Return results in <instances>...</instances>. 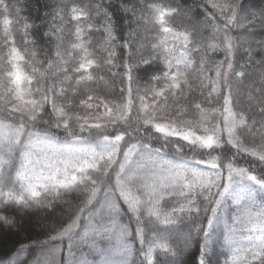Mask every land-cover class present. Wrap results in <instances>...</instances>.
I'll list each match as a JSON object with an SVG mask.
<instances>
[{"label":"snow or ice","instance_id":"6c2138e0","mask_svg":"<svg viewBox=\"0 0 264 264\" xmlns=\"http://www.w3.org/2000/svg\"><path fill=\"white\" fill-rule=\"evenodd\" d=\"M111 7L112 0H101L94 11L107 21L102 28L110 46L102 67L112 90L89 94L76 106V89L72 96L68 89L74 79L77 85L93 79L82 74L93 60L86 54L77 67L57 51L55 59L31 60L26 74L19 66L25 57L9 39L14 6L0 0L4 46L12 45L6 60L0 57V233L24 231L29 210L54 220L47 239L20 243L0 264H41L39 256L28 258L34 246L47 252L44 264H221L216 230L230 214L225 241L242 218L249 233L231 264H264V0H205L195 7H211V19L199 20L188 8L182 31L164 26L180 5L165 11L118 0L122 25L108 13ZM71 12L77 22L90 16L76 7ZM141 22L152 26L144 27L143 41ZM209 24L212 42L205 44L196 37ZM118 26L127 28L122 60L113 35ZM189 76L199 81L198 94ZM245 81L246 99L235 86ZM41 122L45 127L36 128ZM65 239L68 256L61 262L55 242Z\"/></svg>","mask_w":264,"mask_h":264},{"label":"trees","instance_id":"16d2710c","mask_svg":"<svg viewBox=\"0 0 264 264\" xmlns=\"http://www.w3.org/2000/svg\"><path fill=\"white\" fill-rule=\"evenodd\" d=\"M8 3L14 6V10L9 15V19L12 23L9 25V30L11 32L10 40L15 41V46L20 50L21 55L25 57L24 60L19 62L21 69L27 74L32 71L31 60H35L37 63L44 61L47 56L55 59L57 56V51H59L65 59L70 60L72 64L78 67L81 59L87 54L88 59L93 60V65L88 69L87 72L82 74L87 77L91 75L93 79L91 81L84 80L79 85L76 84V80H72V88L68 89L69 96L74 95L73 88L76 89L75 93V105H79V100L85 98L89 94H99V95H108L112 90V78L111 74L108 73L103 67V59L108 55L109 42L107 40L106 34L103 31L102 26L107 23L103 14H97L94 9L97 4L101 3V0H7ZM109 0H103V3L107 5ZM137 6L144 4H158L163 7V10L167 11L168 6L175 7L180 5L182 11L178 14H173L165 17V27L171 26L176 30L182 31L185 26L189 24V19L192 13L186 14V9L192 8L193 11H198L200 15L197 17L199 20H203L205 15L209 16L211 19L210 13L213 12L211 7H208L207 12L203 8H196V5H201L205 3V0H134ZM219 2H227V0H219ZM254 0H250V4ZM76 7L82 9L84 12L90 11V16H81L80 21L72 19L71 9ZM118 0H112V7L108 8L107 11L112 18L122 25L121 20L122 13L118 10ZM131 18V14H129ZM3 15H0V57L7 58V52L12 46L11 44L8 47L4 46V27L2 24ZM140 29L139 35L143 41L146 33L144 32V27L151 28V25H143ZM221 22V26H222ZM240 23H244L243 20ZM28 25L29 27H25ZM136 27V25H133ZM77 28L80 29L79 37H77ZM247 29H237V31H246ZM127 31V28L117 27V30L113 33L118 39L114 42L116 46V52L120 58L123 59V49L119 47L123 33ZM159 31V25L156 26L155 30L147 33L148 38L151 39L156 32ZM259 33V29H255ZM49 33L45 37V33ZM27 33V35H25ZM213 29L211 24L203 26L202 30L199 31L196 39L201 40L203 43H211ZM259 35L256 36V39H259ZM31 41H35L33 44ZM27 42V43H26ZM173 42L169 39V46L171 47ZM59 45V49L58 46ZM73 45H80L78 48H74ZM243 51V50H242ZM72 53V56L69 57L67 54ZM177 55L179 50H177ZM211 55V53H210ZM223 58V53H216L214 59L219 60ZM256 60L259 57L255 58ZM255 63V61H254ZM100 65V66H98ZM3 64L0 62V68ZM211 67V64H209ZM118 71V70H117ZM211 76H214V70L208 73ZM100 77L104 79L101 80ZM79 77L77 76V79ZM64 79V77H61ZM189 80L192 82L194 88L197 89V94L199 90V81L195 80L193 76H189ZM247 81L244 84H236V87H239L244 93L242 98L246 99V89ZM143 86V82L141 87ZM116 91H119V84L116 85ZM59 102V100H58ZM51 112V107L48 108ZM78 110L81 113H84L83 109H78L74 106V111ZM94 111V109H93ZM253 114L256 115V118L259 119V115L255 108H253ZM218 118L222 122L223 116L219 114ZM45 125L41 122L36 125V128H43ZM258 139V137H257ZM244 159L240 160V163L243 164ZM203 167V166H202ZM257 202L260 203L259 197H257ZM235 206H233V213H235ZM29 215L26 217V228L24 231L19 232L18 234H2L0 233V259H5V254H11L16 248L19 247L20 243H29L31 244L35 240H45L47 235L50 234L47 232V229L51 228L54 224V220L51 216L47 215L44 211L29 210ZM246 220L241 219L235 224V233L229 234V239L225 241L224 238V229L226 226H233L232 215L230 214L227 217L222 218L221 224L216 230V239L218 241L216 245V251L222 253L220 256L221 264H224L225 260H229L231 264V257L235 249L240 248L241 246H246L247 241L244 239L249 233L245 230ZM250 226V225H249ZM161 228L171 227L166 225H160ZM162 235H167L163 233ZM153 234H149V238H152ZM115 243V241H113ZM159 242H164L163 240ZM56 245L61 249L60 254L56 256L57 260L61 262L65 257L68 256V241L65 239L63 243L57 240ZM128 243L131 244L132 241L128 240ZM135 247H139L137 243ZM47 252L41 253L40 248L34 246L31 252V255L28 257L30 260H35L38 256L41 258V264H44L47 257ZM79 253L75 252V256H78ZM159 255L158 251H154V257ZM195 253L192 256L186 254L188 260L194 258ZM139 256L136 253L134 256H130L129 260L134 261Z\"/></svg>","mask_w":264,"mask_h":264}]
</instances>
